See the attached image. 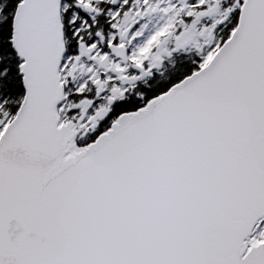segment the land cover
Wrapping results in <instances>:
<instances>
[{
	"label": "snow or ice",
	"instance_id": "1",
	"mask_svg": "<svg viewBox=\"0 0 264 264\" xmlns=\"http://www.w3.org/2000/svg\"><path fill=\"white\" fill-rule=\"evenodd\" d=\"M0 264H264V0H0Z\"/></svg>",
	"mask_w": 264,
	"mask_h": 264
}]
</instances>
